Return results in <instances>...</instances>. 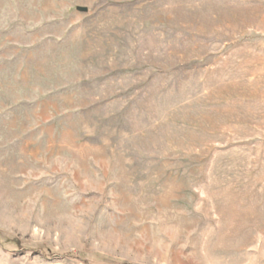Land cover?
Segmentation results:
<instances>
[{"label": "rangeland", "instance_id": "374dc122", "mask_svg": "<svg viewBox=\"0 0 264 264\" xmlns=\"http://www.w3.org/2000/svg\"><path fill=\"white\" fill-rule=\"evenodd\" d=\"M0 264H264V0H0Z\"/></svg>", "mask_w": 264, "mask_h": 264}]
</instances>
